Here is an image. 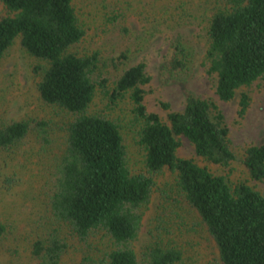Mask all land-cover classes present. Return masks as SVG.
I'll list each match as a JSON object with an SVG mask.
<instances>
[{
	"label": "trees",
	"instance_id": "obj_1",
	"mask_svg": "<svg viewBox=\"0 0 264 264\" xmlns=\"http://www.w3.org/2000/svg\"><path fill=\"white\" fill-rule=\"evenodd\" d=\"M223 1L209 18L204 58L208 72L216 76V95L229 101L237 89L264 76V0ZM0 2V58L18 38L28 54L44 62L34 67L39 98L70 116L51 163L54 170L39 191L46 221H38L31 235L33 264H62L72 245L68 236L85 241L96 234L109 239V249L84 254L79 264L181 262L175 247L156 243L141 259L132 247L151 200L153 178L164 169L175 174L171 194H166L168 216L197 218L222 264H264V195L245 181L229 184L193 159L176 155L178 136H183L209 162L226 165L234 158L228 128L220 113H212L213 104L189 94L184 108L169 112L164 121L143 102V85L150 80L144 62L126 67L108 85L105 78L94 77L96 53L71 51L85 33L72 0ZM174 51L163 66L171 74L185 67L179 41ZM98 90L106 110L90 113ZM122 103L127 104L126 118L111 112ZM248 105V95L242 93L240 116ZM162 106L168 108L167 103ZM44 125L38 121L32 127L27 119L0 124V149L13 151L32 131L47 141ZM124 129L144 150L145 173H132L127 165ZM243 163L253 179L264 183V139L245 150Z\"/></svg>",
	"mask_w": 264,
	"mask_h": 264
},
{
	"label": "rangeland",
	"instance_id": "obj_2",
	"mask_svg": "<svg viewBox=\"0 0 264 264\" xmlns=\"http://www.w3.org/2000/svg\"><path fill=\"white\" fill-rule=\"evenodd\" d=\"M72 5L85 33L71 51L97 54L94 77L105 78L110 85L123 69L144 62L150 80L143 85V102L148 111L164 121L169 112L184 108L189 94L213 104L216 108L212 113H220L228 128L234 158L226 165L209 162L196 155L193 145L183 136H178L176 155L193 159L229 184L245 181L264 195V183L253 179L243 163L245 150L264 139V76L237 89L231 100L222 101L215 93L216 76L208 72L204 58L208 21L224 6L223 0H72ZM2 13L0 2V16ZM176 41L185 67L171 74L163 66L175 52ZM38 64L44 62L28 54L18 38L0 58V124L27 119L33 127L43 121L42 136L47 139L35 137L32 131L13 151L0 149V264H33L31 235L38 221H46L39 191L47 186V173L54 170L51 163L70 117L39 98V78L34 71ZM242 93L248 95L249 105L240 116L238 102ZM105 102L103 93L96 91L88 112L104 113ZM111 112L125 117L127 104ZM123 136L130 171L145 173L143 148L136 144L132 132L124 129ZM174 178L168 169L153 178L151 200L132 242L137 258L159 243L181 251V262L177 264H222L213 240L197 218L187 213L167 215L166 194H171ZM62 235H67L64 229ZM67 238L72 245L62 264H79L84 254H102L110 247L109 239L102 234L85 241Z\"/></svg>",
	"mask_w": 264,
	"mask_h": 264
}]
</instances>
